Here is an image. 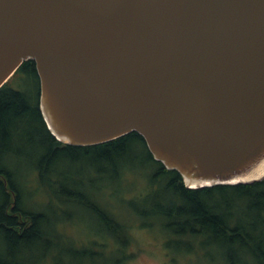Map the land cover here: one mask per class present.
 Instances as JSON below:
<instances>
[{"label": "water", "instance_id": "obj_1", "mask_svg": "<svg viewBox=\"0 0 264 264\" xmlns=\"http://www.w3.org/2000/svg\"><path fill=\"white\" fill-rule=\"evenodd\" d=\"M27 61L60 143L136 132L188 189L264 179V0H0V88Z\"/></svg>", "mask_w": 264, "mask_h": 264}, {"label": "trees", "instance_id": "obj_2", "mask_svg": "<svg viewBox=\"0 0 264 264\" xmlns=\"http://www.w3.org/2000/svg\"><path fill=\"white\" fill-rule=\"evenodd\" d=\"M39 93L33 61L24 62L0 88V264H102L99 261L111 243L119 255L112 264H126L134 227L168 233L170 237L164 240L167 250L189 254L197 244L200 250L211 247L224 264H243L247 258L253 264H264V179L188 189L177 172L154 161L136 132L95 146L60 143L43 121ZM26 152L30 162L18 171L19 180L15 171L19 166L10 159ZM72 163L77 169H64ZM141 163L154 165V170L136 194L137 181L131 179H140L135 166ZM83 167L97 178L84 177ZM66 172L73 175L63 176ZM28 182L52 196L47 213L27 205L31 199ZM107 188L124 198L129 193L138 196L128 200L130 219L135 223L121 219L102 197L96 199ZM67 207L88 210L100 224V239L79 238L81 224L65 211ZM56 213L65 220L52 219ZM77 228V236L72 237L69 231ZM62 237L68 241L63 243ZM63 252L66 258L61 257Z\"/></svg>", "mask_w": 264, "mask_h": 264}, {"label": "rangeland", "instance_id": "obj_3", "mask_svg": "<svg viewBox=\"0 0 264 264\" xmlns=\"http://www.w3.org/2000/svg\"><path fill=\"white\" fill-rule=\"evenodd\" d=\"M141 150L140 148H138ZM10 161L13 164H16L19 166L18 169L15 171L17 172V176L20 180V172L19 170L25 169L26 165L30 162L28 158V152H26L22 157H15L10 159ZM66 167H72L77 169V165L72 163V165L64 166V169ZM28 169V168H27ZM83 173L82 175L84 177H94L95 179L97 176H95L94 172L92 170L85 169L83 167ZM135 170H137L138 174L137 176L141 179L135 180L131 179V182L137 181L138 187L134 189V192L138 194L143 185L146 186V179L147 174H149L151 171L154 170V165L147 164V163H141L137 164L135 166ZM28 171V170H27ZM142 173H141V172ZM57 176H60L59 173L56 174ZM73 175L72 173L63 174V176ZM145 181V182H144ZM23 185V190L26 192V186L24 184V181H20ZM128 184V181L126 182ZM32 183L28 182L27 185H29V188L27 190V194L31 195V199L33 201H27V205L30 208H34L36 211H43L47 213V205L49 202L51 203L53 198L48 192V190L39 187L38 185L30 186ZM32 189H31V188ZM30 189V190H29ZM105 193H95L96 199L98 197H102L106 204L110 206V210H113L114 213H116L118 216L121 217V219L129 220V223H135V220L130 219L131 218V211L130 206L128 205L129 201L133 198H136L138 196H135L134 194L130 195V193L127 195L128 197L124 198L120 194H116L111 192L110 188L105 189ZM32 192V193H30ZM83 192V190L81 191ZM138 192V193H137ZM99 194V195H98ZM102 194H105L104 196ZM28 199V197H26ZM137 202V201H135ZM138 207H141V203H135ZM50 209L53 210V207H50ZM65 211H69L72 216H74L77 220V224H81V230L78 232V236L84 237L83 240L89 241L91 238L94 239H100V224L93 220V215L89 213L88 210L82 209V208H74V207H67L65 208ZM53 212H55L53 210ZM52 219L61 220L64 221V216L60 213H56L51 216ZM142 223V222H141ZM44 228L46 226H43ZM77 230L69 231V234L72 237L77 236ZM47 231V230H46ZM131 234L133 237V243L129 247V254L131 255L130 259L127 261L126 264H224L223 260L220 258H216L215 254L212 251V248H207L205 250H200V247L195 245L197 249L193 250L192 253L185 254L183 252H176L173 250H167L164 247V240L165 237H170L168 233L166 234L164 231L160 230V228L155 229V231H147V230H139L137 227H134L131 230ZM76 235V236H74ZM106 240H108L107 236H103ZM63 243H66L68 240L62 237ZM109 242V241H108ZM195 243V242H194ZM112 246L108 247L107 251L102 255L103 260L99 261L102 264H112V260H116L119 256L116 253V248H114V244L111 243ZM199 248V249H198ZM61 257L66 258L65 253L63 252ZM113 260V261H114ZM245 264H253L250 258H247ZM243 263V264H244Z\"/></svg>", "mask_w": 264, "mask_h": 264}]
</instances>
